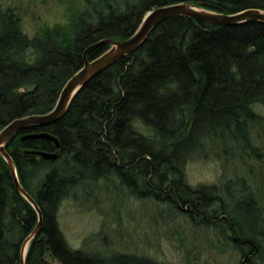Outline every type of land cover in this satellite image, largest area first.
<instances>
[{
    "label": "trees",
    "instance_id": "16d2710c",
    "mask_svg": "<svg viewBox=\"0 0 264 264\" xmlns=\"http://www.w3.org/2000/svg\"><path fill=\"white\" fill-rule=\"evenodd\" d=\"M184 2L225 14L264 10V0H85L78 11L67 13L65 23L30 35L17 9L0 3V130L18 118L52 111L90 45L125 39L148 11ZM107 48L99 46L87 58ZM260 104L263 21L222 26L175 15L160 22L141 48L84 85L61 120L21 129L7 147L22 186L42 213L26 264H52L50 259L158 264L135 254L69 246L59 225V204L76 188L101 179L168 203L193 224L219 229L241 254V264H264V209L256 198L230 184L193 187L184 169L210 140L238 135L248 144L250 125L264 119L256 109ZM41 131L54 135L59 147L48 139H20ZM27 150L57 152V158L44 160ZM37 224L36 209L18 191L0 154V264H20L22 245Z\"/></svg>",
    "mask_w": 264,
    "mask_h": 264
},
{
    "label": "rangeland",
    "instance_id": "374dc122",
    "mask_svg": "<svg viewBox=\"0 0 264 264\" xmlns=\"http://www.w3.org/2000/svg\"><path fill=\"white\" fill-rule=\"evenodd\" d=\"M0 3L17 9L25 30L33 35L47 25L65 23L67 13L78 11L85 0H0ZM256 109L264 118V104ZM262 120L250 125L248 144L238 135L217 138L192 154L184 165L187 181L193 187L215 184L221 189L230 184L240 194L250 192L264 209ZM242 186L246 187L244 192ZM246 207L252 210V205ZM57 214L60 228L74 249L105 255L135 254L158 264L242 262L241 254L228 245L219 229L193 224L170 204L135 196L115 179H101L85 188H76L72 196L62 199ZM50 260L52 264H61L56 259Z\"/></svg>",
    "mask_w": 264,
    "mask_h": 264
},
{
    "label": "water",
    "instance_id": "95a60500",
    "mask_svg": "<svg viewBox=\"0 0 264 264\" xmlns=\"http://www.w3.org/2000/svg\"><path fill=\"white\" fill-rule=\"evenodd\" d=\"M184 15L200 21H206L215 25L232 26L239 25L249 21H263L264 10L251 8L233 14H225L220 12L211 11L199 7L192 3H177L155 7L148 11L142 19L139 27L134 33L125 39L105 38L90 45L84 52V62L81 68L70 77L65 83L55 108L47 114L43 115H30L24 118H18L8 124L0 132V154L7 161L12 176L18 191L24 198H26L36 209L38 213V224L33 232L25 239L21 248V261L20 264H26V254L31 240L38 234L42 224V213L32 196L22 186L14 160L11 154L7 151L10 142L15 138L17 131L34 126H48L61 120L74 96L80 89L86 85L91 79L99 75L102 71L109 68L120 58L127 56L139 48H141L148 40L153 29L165 19L175 16ZM108 45L98 57L90 60L87 58V53L99 46ZM21 141L28 139H48L56 143L59 147L58 139L49 132H32L26 133L21 136ZM29 154L40 156L44 160H54L57 158V152L46 150H27Z\"/></svg>",
    "mask_w": 264,
    "mask_h": 264
}]
</instances>
